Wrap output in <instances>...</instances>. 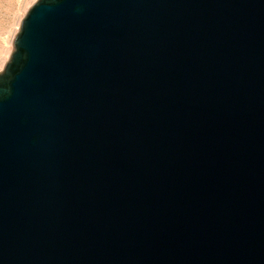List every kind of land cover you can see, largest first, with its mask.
Listing matches in <instances>:
<instances>
[{"label": "water", "instance_id": "water-1", "mask_svg": "<svg viewBox=\"0 0 264 264\" xmlns=\"http://www.w3.org/2000/svg\"><path fill=\"white\" fill-rule=\"evenodd\" d=\"M0 264H264V0H34Z\"/></svg>", "mask_w": 264, "mask_h": 264}, {"label": "rangeland", "instance_id": "rangeland-1", "mask_svg": "<svg viewBox=\"0 0 264 264\" xmlns=\"http://www.w3.org/2000/svg\"><path fill=\"white\" fill-rule=\"evenodd\" d=\"M33 1L0 0V66L4 46H6V42L9 39L14 22L21 13L24 14V9L26 10Z\"/></svg>", "mask_w": 264, "mask_h": 264}, {"label": "bare ground", "instance_id": "bare-ground-1", "mask_svg": "<svg viewBox=\"0 0 264 264\" xmlns=\"http://www.w3.org/2000/svg\"><path fill=\"white\" fill-rule=\"evenodd\" d=\"M24 11H26V10L24 9ZM22 16H23V14L21 13V15H19L18 18L16 19V21L14 22V27L12 28L11 34L9 36V39L6 42V46H4V50H3V54H2V59H1V66H3V64L6 62L8 56H9V53L11 51L12 39H13V37H14L17 29H18L19 22H20Z\"/></svg>", "mask_w": 264, "mask_h": 264}]
</instances>
